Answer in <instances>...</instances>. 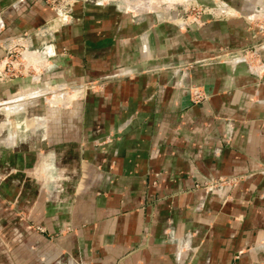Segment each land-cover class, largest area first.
<instances>
[{
	"label": "crops",
	"instance_id": "1",
	"mask_svg": "<svg viewBox=\"0 0 264 264\" xmlns=\"http://www.w3.org/2000/svg\"><path fill=\"white\" fill-rule=\"evenodd\" d=\"M199 1L0 0V264H264V0Z\"/></svg>",
	"mask_w": 264,
	"mask_h": 264
},
{
	"label": "rangeland",
	"instance_id": "2",
	"mask_svg": "<svg viewBox=\"0 0 264 264\" xmlns=\"http://www.w3.org/2000/svg\"><path fill=\"white\" fill-rule=\"evenodd\" d=\"M170 3H173V8L175 11V15L173 17V21L180 26H189L193 24H200L205 21L204 16L206 13H209L211 7L208 8L206 4H204L202 1L199 0H167ZM257 19L253 18V21L256 22ZM60 22L65 23L64 20H59ZM50 26H54L55 23L52 22L49 24ZM258 46H261V43L263 40H257L256 41ZM239 55L243 58L248 57H259V48L253 46V47H244L240 49H223L221 53L217 54L215 59H220L223 57H226L228 55L235 56ZM23 55L20 50L18 49H12L7 57H4V60H0V63H4L3 65H0V83H9L12 82L22 76L29 75V73H32V70H28L26 64L23 62ZM5 61V62H3ZM28 73V74H27ZM82 89H76L75 87H58L56 85H43L41 87L40 95L37 96L39 98H35L36 100H39L40 106H54V105H69L71 104V100L75 96H79L84 89V87H81ZM77 90V91H76ZM79 90V91H78ZM56 96H62L63 100H60L59 102L54 101V97ZM190 96L193 102H202L205 101L208 97L205 89L197 84H194L190 87ZM202 96V97H201ZM20 103V102H16ZM15 103V104H16ZM36 104H38L36 102ZM6 104H3L2 106H5ZM5 118H3V115H0V121H4ZM221 179L224 181L222 182L223 186H237L239 181L242 179V177H220V178H211L210 180L206 181L204 183V186L207 189H213L218 188V185L221 181ZM41 231H45L44 227H36Z\"/></svg>",
	"mask_w": 264,
	"mask_h": 264
},
{
	"label": "built area",
	"instance_id": "3",
	"mask_svg": "<svg viewBox=\"0 0 264 264\" xmlns=\"http://www.w3.org/2000/svg\"><path fill=\"white\" fill-rule=\"evenodd\" d=\"M201 97H202V96H201ZM223 181H224V179H223V180L221 179V181H220L218 187H222V182H223Z\"/></svg>",
	"mask_w": 264,
	"mask_h": 264
}]
</instances>
